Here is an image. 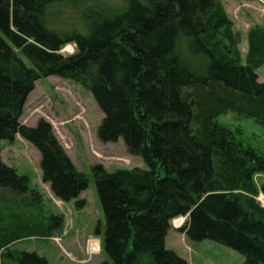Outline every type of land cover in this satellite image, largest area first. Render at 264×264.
<instances>
[{
  "label": "trees",
  "instance_id": "trees-1",
  "mask_svg": "<svg viewBox=\"0 0 264 264\" xmlns=\"http://www.w3.org/2000/svg\"><path fill=\"white\" fill-rule=\"evenodd\" d=\"M85 1L0 0V142L16 135L29 142L54 198L83 209L86 176L50 125L18 122L37 80L55 76L76 83L103 113L98 140L121 139L146 166L90 168L105 220L104 231L97 227L95 235L113 264H187L165 247L177 217H186L179 232L189 242L210 240L242 255L243 264H264V209L256 202L264 196V180L255 181L264 176V156L243 146L238 130L217 121L235 114L264 129V83L257 75L264 66V26L248 30L242 58L240 36L221 0L80 6ZM60 5L76 6L70 21H78L80 30L49 29L65 14ZM68 44L76 53L63 57L58 52ZM2 193L41 201L28 177L0 159V200ZM51 221L45 228L32 225L47 234L63 226L61 215ZM27 228L21 232L28 235ZM15 229L8 232L11 241L18 239ZM13 259L48 264L35 253L15 252Z\"/></svg>",
  "mask_w": 264,
  "mask_h": 264
},
{
  "label": "rangeland",
  "instance_id": "rangeland-1",
  "mask_svg": "<svg viewBox=\"0 0 264 264\" xmlns=\"http://www.w3.org/2000/svg\"><path fill=\"white\" fill-rule=\"evenodd\" d=\"M117 1L89 0L81 2L80 6L95 3L111 5L113 2L112 5H117ZM221 3L233 23V30L240 36L238 48L244 58L248 30L254 26H264V0H221ZM58 8L54 9L63 10L65 14L51 20L49 29L60 32H68L74 28L80 30L78 21H70L69 13L76 6L60 5ZM58 53L69 57L76 53V48L73 44H68ZM18 56L29 66L22 55ZM258 74V82L264 83V66L259 69ZM102 119L103 113L91 94L80 85L55 76L35 82L18 122L21 126L32 128L39 122L50 125L67 157L86 176L88 187L79 197L86 202V206L77 210L75 201L64 203L54 198L49 186L41 180L40 155L29 142L19 135L13 141H1L2 163L14 169L18 175L27 176L29 188L40 193L41 201L32 202L30 195L14 196L2 193L5 195L0 200V264H18L13 259L15 252L35 253L46 259L48 264H113L97 245L98 236L95 235V230L98 227L104 231L105 220L90 168L100 165L108 172H114L146 169V166L141 157L127 153L121 139L107 144L98 140L97 129ZM217 121L233 132L238 130L236 136L243 146L264 156V129L259 124L235 114H228ZM263 180L264 176L255 178L257 185ZM260 196L263 195L256 197V202L264 209ZM58 215L63 217V226L59 231L47 234L32 225L33 222L45 228L52 223L51 217ZM185 222L186 217L178 229ZM23 225H28V235L21 232ZM169 225L165 247L174 251L187 264H243L244 257L232 249L210 240L189 242L177 228H173L170 223ZM14 228L18 239L11 241L8 232ZM31 229L35 232L42 231L43 234H33ZM6 241H9L8 245L5 244Z\"/></svg>",
  "mask_w": 264,
  "mask_h": 264
},
{
  "label": "bare ground",
  "instance_id": "bare-ground-1",
  "mask_svg": "<svg viewBox=\"0 0 264 264\" xmlns=\"http://www.w3.org/2000/svg\"><path fill=\"white\" fill-rule=\"evenodd\" d=\"M67 48H68V46L66 47V50H67ZM260 202H261V204L264 206V197L263 196H260ZM259 202V203H260ZM183 220H184V217H177V218H175L174 220H172L171 222H170V224H171V226L173 227V228H179L182 224H183ZM97 247V246H96ZM95 247V248H96ZM97 249V248H96Z\"/></svg>",
  "mask_w": 264,
  "mask_h": 264
},
{
  "label": "crops",
  "instance_id": "crops-1",
  "mask_svg": "<svg viewBox=\"0 0 264 264\" xmlns=\"http://www.w3.org/2000/svg\"><path fill=\"white\" fill-rule=\"evenodd\" d=\"M258 72H259V70L257 71V75H259ZM97 241H99L101 243V237L100 236L97 237Z\"/></svg>",
  "mask_w": 264,
  "mask_h": 264
},
{
  "label": "built area",
  "instance_id": "built-area-1",
  "mask_svg": "<svg viewBox=\"0 0 264 264\" xmlns=\"http://www.w3.org/2000/svg\"><path fill=\"white\" fill-rule=\"evenodd\" d=\"M91 249H92V246H91Z\"/></svg>",
  "mask_w": 264,
  "mask_h": 264
}]
</instances>
